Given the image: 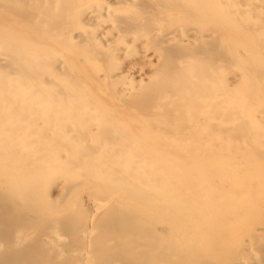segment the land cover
I'll use <instances>...</instances> for the list:
<instances>
[{"label": "bare ground", "instance_id": "6f19581e", "mask_svg": "<svg viewBox=\"0 0 264 264\" xmlns=\"http://www.w3.org/2000/svg\"><path fill=\"white\" fill-rule=\"evenodd\" d=\"M239 59L264 0H0V264H264V140L195 151Z\"/></svg>", "mask_w": 264, "mask_h": 264}, {"label": "rangeland", "instance_id": "374dc122", "mask_svg": "<svg viewBox=\"0 0 264 264\" xmlns=\"http://www.w3.org/2000/svg\"><path fill=\"white\" fill-rule=\"evenodd\" d=\"M239 53L242 55L244 51H240ZM247 63L248 61L242 62V60L239 59V61L236 62V65L234 67H230L228 66L229 64L226 62L224 64L225 66L221 69L219 73L220 78L225 79L226 81H231V83L236 84V117L234 120H240L242 123H236L234 127H236L237 129L232 131L227 130L232 125L231 123H223V129L220 138L218 140L213 141L214 143H212V145H203L200 142H196L199 145L196 146L195 151L206 152L212 149L224 152V150H236V147L233 146L231 143L234 144L236 142L245 140V143L248 145L251 143V141L253 142L255 139L264 140V124L262 125L263 128L257 131L253 130V127L250 123L248 124V122H251L253 120L254 115H264V102L261 101L260 103H258L259 105H256V107H254L256 103L252 99L253 92L250 91L251 83L247 81L248 73L250 71V66H248ZM259 94L264 95V91L262 90L261 92H259ZM224 97L226 98V96ZM227 118L229 117H223V119ZM186 125L188 126L189 124L183 123L180 125V127L185 129L187 127L183 126ZM253 134H255L256 137H253ZM241 147L243 148V146ZM241 147L239 149H242ZM244 148H246V146ZM198 157H200V155Z\"/></svg>", "mask_w": 264, "mask_h": 264}]
</instances>
